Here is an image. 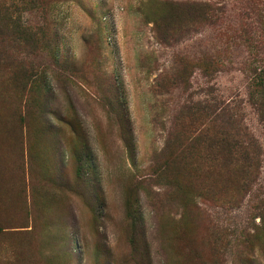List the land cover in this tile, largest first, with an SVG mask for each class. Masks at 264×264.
<instances>
[{
  "label": "rangeland",
  "instance_id": "obj_1",
  "mask_svg": "<svg viewBox=\"0 0 264 264\" xmlns=\"http://www.w3.org/2000/svg\"><path fill=\"white\" fill-rule=\"evenodd\" d=\"M0 29V264H264V0H0ZM219 101L249 176L185 110Z\"/></svg>",
  "mask_w": 264,
  "mask_h": 264
},
{
  "label": "trees",
  "instance_id": "obj_2",
  "mask_svg": "<svg viewBox=\"0 0 264 264\" xmlns=\"http://www.w3.org/2000/svg\"><path fill=\"white\" fill-rule=\"evenodd\" d=\"M10 10L11 6L6 7L4 9L5 14H9ZM208 11L205 8L203 15H207ZM13 27L17 29L19 35L25 32L24 29L20 28L18 21L14 22ZM0 33L4 34L1 29ZM1 55L2 53H0V59ZM209 67V64H204L203 72L205 75L211 74ZM251 80L249 100L257 110L260 119L264 120V69L258 73L253 72ZM197 105L196 108L194 104L185 106V110L190 115L199 111L204 114H211L212 121L215 123V131L209 138V149L215 151L220 165L229 167L238 164V171L242 173L243 177L249 176L252 167H256V160L261 155L262 149L254 136L242 125L235 110L236 106L225 101L214 103L213 108L207 104L200 106L199 102ZM262 219H264V215Z\"/></svg>",
  "mask_w": 264,
  "mask_h": 264
}]
</instances>
